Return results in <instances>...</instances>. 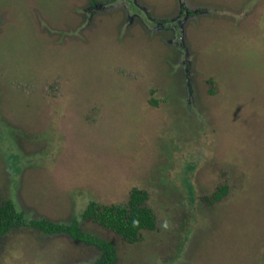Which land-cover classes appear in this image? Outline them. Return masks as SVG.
Listing matches in <instances>:
<instances>
[{
	"label": "rangeland",
	"instance_id": "374dc122",
	"mask_svg": "<svg viewBox=\"0 0 264 264\" xmlns=\"http://www.w3.org/2000/svg\"><path fill=\"white\" fill-rule=\"evenodd\" d=\"M112 1L89 14L92 0H0V199L30 218L77 219L116 244L115 264H259V228L246 231L264 199V0H186L207 11L185 29L192 96L171 43L182 34L147 30L128 20L130 2ZM139 3L173 21L181 0H137L132 11ZM135 185L149 192L158 226L141 241L82 218L91 201L126 204ZM222 185L232 202L208 207L202 198ZM1 243L0 264L99 256L31 228Z\"/></svg>",
	"mask_w": 264,
	"mask_h": 264
},
{
	"label": "trees",
	"instance_id": "16d2710c",
	"mask_svg": "<svg viewBox=\"0 0 264 264\" xmlns=\"http://www.w3.org/2000/svg\"><path fill=\"white\" fill-rule=\"evenodd\" d=\"M259 33L262 31L264 33V1L259 4ZM206 10H200L195 15L206 14ZM187 37H185V42ZM188 47V46H187ZM193 77V76H192ZM194 82L192 81V86ZM193 89V87H192ZM194 91V89H193ZM195 92V91H194ZM193 92V93H194ZM209 93L212 95L214 92L211 90ZM1 118V116H0ZM203 121L202 117H200ZM3 121L0 119V127H4ZM5 130V128H4ZM2 135V132H1ZM226 165L228 162H225ZM192 187H194L192 185ZM133 189L130 192L129 201L126 204H100L96 201L89 202L87 208L84 210L83 219H91L95 223L99 224L102 227H106L110 229L115 236L120 237L122 240L129 244L137 243L142 239V231L143 230H157V219L154 214L152 208H150L147 204L149 198V192L145 189H141L139 185H135L132 187ZM196 189V188H195ZM217 190L213 193V195L208 198H202L203 201H207L206 205L211 208L212 205L215 204H229L232 202V193L229 194V186L222 185L217 186ZM239 189V188H238ZM1 194V193H0ZM198 195L195 190L194 196ZM262 195V194H260ZM228 198L225 200V197ZM264 196V195H263ZM181 201L184 202V206L190 209V204L185 201V198H181ZM182 203V202H181ZM220 206V205H219ZM190 211V210H189ZM199 209L197 210V213ZM254 212V213H253ZM190 215L187 223L183 226L184 232L188 229V223L190 221ZM264 199L259 197V205H256L250 215H248V221H251L250 218H253V223L249 224V230L259 228V239L255 237V239L260 240V246L263 247L264 244ZM198 219H194L196 222ZM192 222V224L194 223ZM21 228H31L36 231H40L43 235L46 236H55L59 234H66L70 238H72L75 242L82 243L85 245H95V248L99 252L98 258L89 263V264H115L117 261V247L116 244L102 237H96L88 232H83L80 228L79 222L77 219H74L71 224L65 225L63 223L53 222L44 218H30L27 216L26 212L22 211L17 202L11 199H0V250H1V242L3 238L11 233L13 230L21 229ZM247 228V227H246ZM192 233V232H191ZM190 236V233L187 236ZM181 239V238H180ZM253 239L255 242L256 240ZM186 240V242H187ZM182 246V253L185 250V243ZM264 249V247L262 248ZM259 251V254L263 253V250ZM259 264H264V256L261 257L259 255Z\"/></svg>",
	"mask_w": 264,
	"mask_h": 264
},
{
	"label": "flooded vegetation",
	"instance_id": "af4514ba",
	"mask_svg": "<svg viewBox=\"0 0 264 264\" xmlns=\"http://www.w3.org/2000/svg\"><path fill=\"white\" fill-rule=\"evenodd\" d=\"M92 1L93 2L90 3V6L86 8V11L90 12L89 14H92L93 12H95L94 10H105V9L113 8L115 6L112 4L113 1L110 2L111 0H108L109 7L105 4H102L101 6H98V8L95 9L97 2H95V0H92ZM124 1L130 2L127 4V6L125 5V8H127L128 10L127 13L129 14L128 15L129 21H133V22L135 21L136 23V20H139L141 25L143 24L147 30H149V27H152L154 29H157V31H160V32L169 31L172 34L173 32L174 33L178 32L182 34L183 37H181L179 40L176 39V41L175 39H172L171 43L178 47V51L181 54V58H183V60L180 62V66L183 68L187 66L186 67L187 69L184 72H186L185 77L188 83L189 95L192 96L194 91L192 89L191 60H190V53H188V50H187L188 47L185 42V29L187 27L186 24L188 20L196 16L195 14L198 13L199 10L192 9L188 5L186 0H181L180 8L178 9V12H177L178 15L174 16L175 19L173 21L166 20V19L160 20V19L152 18L150 16L151 12H149V10L146 9L141 3H139L138 8L136 7V10L132 11L131 7H133V4H135L137 0H124ZM144 16L146 19H148V21L150 22V25L147 24V20L144 18Z\"/></svg>",
	"mask_w": 264,
	"mask_h": 264
}]
</instances>
